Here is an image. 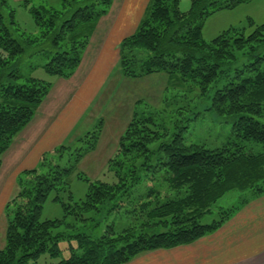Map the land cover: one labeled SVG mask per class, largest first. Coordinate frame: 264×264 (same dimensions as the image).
Masks as SVG:
<instances>
[{
  "label": "trees",
  "instance_id": "obj_1",
  "mask_svg": "<svg viewBox=\"0 0 264 264\" xmlns=\"http://www.w3.org/2000/svg\"><path fill=\"white\" fill-rule=\"evenodd\" d=\"M179 1L149 0L134 32L118 45L123 78L161 74L166 85L159 107L142 99L134 103L108 161L115 179L92 180L77 170L82 156L95 147L101 118L73 143L45 152L35 167L17 175L19 191L4 210L0 264H37L45 252L60 258L58 242L63 239L76 244L69 246L68 257L51 264H123L144 251L191 243L217 230L250 198L264 194V22L250 19L247 26H230L205 40L202 27L210 14L247 0H191L186 11ZM112 3L62 0L60 8L31 7L37 32L29 33L17 23L8 0H0V164L53 86L34 76L35 70L54 80L70 78ZM36 54L23 71L25 56ZM210 90L207 110L232 120L231 135L214 148L188 144L183 130L196 113L169 128L171 112L190 111L188 95L203 97ZM178 102L182 104L174 108ZM73 173L87 184L78 199L67 182ZM230 190L247 196L219 207L212 222L201 223ZM49 197L63 208L61 218L42 219ZM109 213H114L110 221ZM116 215H128L120 230ZM102 222L108 223L104 232L94 234ZM62 225L66 230L55 231Z\"/></svg>",
  "mask_w": 264,
  "mask_h": 264
},
{
  "label": "rangeland",
  "instance_id": "obj_2",
  "mask_svg": "<svg viewBox=\"0 0 264 264\" xmlns=\"http://www.w3.org/2000/svg\"><path fill=\"white\" fill-rule=\"evenodd\" d=\"M61 1L62 0H8V7L9 9L14 10L15 19L24 31L36 33L37 26L29 9L41 5L60 8ZM190 5L191 0L179 1V7L182 11L188 10ZM250 19L256 24L264 22V0H247L246 2L240 3L232 8L213 12L204 21L202 27L203 37L205 40H210L230 26H247L248 20ZM99 25L104 29L102 31L98 29L97 32H93V36H91L83 53L82 64L78 66L79 70L77 72L75 71L76 74H78L73 76L71 81H67L64 88L59 90V93L56 94L53 90L48 94V97L51 93L54 94L53 97H55V95L57 97L62 95L61 99L59 98L58 103L53 106L48 103V99H46L45 102L48 104L44 103L45 106L43 105L42 107L44 109L49 108L54 114V118L47 123V126L50 127V125L56 120L55 118L59 117L60 114L64 115L65 110L67 111V109H71V107L74 106V103L79 101L74 98H77V94L81 90L80 84L85 81V77H91V69L96 70L94 78H98L99 74L102 77V82L99 84V82L96 81L92 84V88L90 87V93L87 95L84 93L86 95L85 99L82 103H77L80 107H76L75 114L72 116V120H74L77 118V114L82 115L85 111L84 113H87V118L83 114L78 123H76L77 125H75L76 127L74 131L72 133L70 132L71 134L69 133L66 138L64 137V139H62L63 141L61 140L57 145H68L73 143L77 137L82 136L90 127L93 122L92 119L95 122L97 119L101 118V132L95 147L82 156L77 165V170L83 172L85 176L92 180L100 179L111 182L115 178L113 173L108 171V161L114 155L119 137L131 118L134 103L137 100L142 99L148 102L149 105L159 107L162 104L166 80L159 74L139 79H122L121 75H119L120 68L118 56V45L122 37L111 33V29L115 25L112 17L103 19ZM113 37H115V39H113ZM109 47L111 48V51L109 50ZM102 52L107 53V57L104 60V66L106 69L104 72L100 71L99 73L100 60H98V58L103 54ZM36 57L37 54L36 56L34 55L28 58L25 56L27 61L22 63L21 69L27 71V64L29 61L35 62ZM109 73L110 76L108 77ZM34 74V76L38 78L49 79L55 84L54 78L47 76V74L41 69L35 70ZM104 83L106 84L103 87ZM101 84L103 85L101 86ZM212 92L213 90H210L209 94L203 97H193V94H189L186 99L188 102V108H193H191L190 111H185L184 108H182L174 113L171 112V120L167 122L169 128H173L178 119L194 118L196 113L195 118L189 121L186 129L183 130L185 142L188 144H203L208 148H214L221 146L231 135L232 120L230 118H219L211 113L210 110H207L211 103ZM80 98L82 99V97ZM181 104L182 103L180 102L174 103L173 107H178ZM88 107L89 110L87 109ZM153 144L154 146L156 145V143ZM54 147L55 146L48 144V148L40 149L39 159L45 152L52 150ZM33 165L34 163L28 167H24L22 170L17 171L14 174H20L24 170L35 167V165ZM67 182L75 199L84 196L87 190L86 182L78 179L74 173L67 178ZM14 184L15 185L12 184V194H16L19 191L17 182ZM241 196H247L246 192L244 193L237 190L228 191L212 206V211L201 218V223L212 222L213 219L218 217L217 211L219 207L228 208L231 205L236 204ZM62 216L63 208L60 203L52 201L49 197L43 206L41 215L42 219L61 218ZM113 217L114 213H109L107 215V220L110 221ZM116 218L115 227L120 230V228L125 225L123 222L127 220L128 215H122L121 218H118L116 215ZM4 220L2 223L3 226ZM68 220L70 219L68 218ZM107 224L108 223L106 222L100 223L94 234H102ZM59 230L62 231L66 229L64 225H62L55 231ZM67 231L70 233L75 232L74 230ZM3 241L4 238L1 234L0 248H2ZM75 244L76 241L74 239H72L71 242L67 239L60 240L58 242V246L61 250L60 258L68 257L70 254L69 246ZM60 258H53L45 252L38 257L37 264L55 263Z\"/></svg>",
  "mask_w": 264,
  "mask_h": 264
},
{
  "label": "crops",
  "instance_id": "obj_3",
  "mask_svg": "<svg viewBox=\"0 0 264 264\" xmlns=\"http://www.w3.org/2000/svg\"><path fill=\"white\" fill-rule=\"evenodd\" d=\"M148 2L149 0H113L110 10L99 19L94 32H97L98 29L102 31L104 28L99 24L103 19L112 17L115 25L112 27L111 33L122 38L130 35L136 29ZM110 47L109 50L111 51ZM106 57L107 53H103L98 58L100 60L99 73L106 69L104 66ZM78 70L79 67L76 72ZM76 72L68 79H55V84L49 92L54 90L56 94L59 93V90L64 88L65 83L71 81L72 77L78 74ZM90 74L91 77H85L83 84H80L81 90L78 92L77 98H74L79 101L75 102L71 109L65 110L64 115L60 114L59 117L55 118L56 120L50 127L47 126V123L54 118V114L52 110L44 109L42 106L46 103V99L52 106L56 105L62 95H59L60 97L56 95L53 97L54 94L52 93L49 97L47 95L36 110L32 120L15 136L9 148L2 155L0 164V236L2 234L4 238L2 247L5 244L6 228L4 210L7 202L15 195L11 193V189L12 184L15 185L14 183H16L18 173H14L33 163L36 165L39 161L40 149L48 148V144L56 146L58 142L74 131L76 123L83 114L87 118V113L84 111L82 115L77 114V118L72 120L76 107H80L77 103H82L85 96L90 93V87L92 88L93 83L98 81L100 84L102 82V77L99 74L98 78H94L96 70L91 69ZM119 75H121L120 69ZM121 78L123 79L122 76ZM105 84H101V86L104 87ZM87 109L89 110V107ZM92 121L93 124L94 120L92 119ZM91 125L86 131L92 127ZM123 264H264V194L250 198L217 230L191 243L144 251Z\"/></svg>",
  "mask_w": 264,
  "mask_h": 264
}]
</instances>
